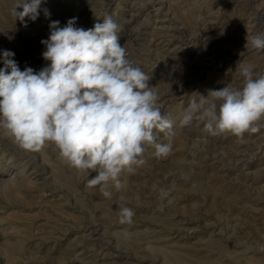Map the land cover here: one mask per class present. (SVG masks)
<instances>
[{"label": "rangeland", "instance_id": "obj_1", "mask_svg": "<svg viewBox=\"0 0 264 264\" xmlns=\"http://www.w3.org/2000/svg\"><path fill=\"white\" fill-rule=\"evenodd\" d=\"M13 4L0 0V56L13 52L21 71L49 63L50 21L87 30L111 16L174 136L157 132L170 154L149 147L107 198L54 143L27 151L0 128V264H264V117L241 136L179 123L199 94L242 87L241 65L264 72V51L245 47L264 32V0H44L51 15L35 21L14 17ZM124 206L130 225L119 223Z\"/></svg>", "mask_w": 264, "mask_h": 264}, {"label": "clouds", "instance_id": "obj_2", "mask_svg": "<svg viewBox=\"0 0 264 264\" xmlns=\"http://www.w3.org/2000/svg\"><path fill=\"white\" fill-rule=\"evenodd\" d=\"M44 0H14L11 14L20 21H35ZM71 18L61 27L49 23L50 34L41 43L47 66L39 71L20 70L14 53L4 50L0 60V128L27 151H40L47 142L59 149L69 166L96 173L88 187L99 186L110 198L115 187L125 185L122 173L134 174L143 166L148 148L163 158L172 151L171 142H158V133L174 136L173 121L162 115L150 77L127 59L119 42L118 25L106 15L93 28L76 27ZM245 47L264 51V32L246 35ZM243 86L209 90L190 101L180 126L193 120L205 122L211 135L229 132L241 136L256 131L254 122L264 117V72L241 65ZM168 193L161 190V195ZM135 212L124 206L120 224H132Z\"/></svg>", "mask_w": 264, "mask_h": 264}, {"label": "bare ground", "instance_id": "obj_3", "mask_svg": "<svg viewBox=\"0 0 264 264\" xmlns=\"http://www.w3.org/2000/svg\"><path fill=\"white\" fill-rule=\"evenodd\" d=\"M106 3V2H105ZM109 7V6H108ZM165 7V6H164ZM163 8V7H162ZM263 12V11H262ZM250 19V18H249ZM201 35V34H200ZM210 37V36H209ZM216 46V45H215ZM219 46V45H218ZM162 107V106H161ZM175 114V113H174ZM87 236V235H86Z\"/></svg>", "mask_w": 264, "mask_h": 264}]
</instances>
